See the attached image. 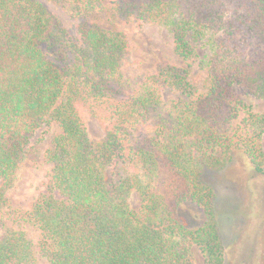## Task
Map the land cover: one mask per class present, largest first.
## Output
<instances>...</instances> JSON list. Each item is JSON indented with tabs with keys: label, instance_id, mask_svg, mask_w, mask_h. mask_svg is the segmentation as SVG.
I'll list each match as a JSON object with an SVG mask.
<instances>
[{
	"label": "trees",
	"instance_id": "trees-1",
	"mask_svg": "<svg viewBox=\"0 0 264 264\" xmlns=\"http://www.w3.org/2000/svg\"><path fill=\"white\" fill-rule=\"evenodd\" d=\"M48 2L69 5L67 25ZM103 2L123 23L168 27L185 59L191 43L207 48L208 91L195 96L190 71L161 62L123 93L131 46L125 32L93 22ZM251 99L264 100V0H0V214L35 135L60 129L42 189L17 215L37 239L7 224L0 264H194L193 243L204 264H222L216 226L194 228L180 212L213 215L201 178L227 164L233 122ZM163 101L171 127L153 137L148 114ZM247 113L241 127L256 139L264 113ZM89 118L102 137L90 135Z\"/></svg>",
	"mask_w": 264,
	"mask_h": 264
},
{
	"label": "rangeland",
	"instance_id": "rangeland-1",
	"mask_svg": "<svg viewBox=\"0 0 264 264\" xmlns=\"http://www.w3.org/2000/svg\"><path fill=\"white\" fill-rule=\"evenodd\" d=\"M45 5L49 16L62 20L63 25L69 23L68 4L60 6L48 2ZM108 5L109 2H103L102 12L93 15L92 20L104 29L125 32L129 39L130 51L121 65L123 93H129L145 72L154 70L161 62L188 69L195 96L208 91V62L211 53L207 48L191 43L194 54L185 59L174 52L172 34L168 27L123 23L111 14ZM163 98H167L166 94ZM163 102L148 114V131L151 129L150 135L153 137L157 136L158 128L166 132L171 127L169 107ZM246 104L249 109L240 111L229 133L233 145L227 164L220 171L204 173L201 178L202 183L214 193L213 215L207 216L205 211L190 206L180 212L183 222L194 228L209 224L216 226L221 241L222 264H264V172H258L247 155L248 151L252 152L256 162L264 164V134L253 139L251 133L241 127V119L247 112L264 113V100L251 99ZM87 124L91 136L102 137V127L95 118H89ZM59 133L57 126L39 131L29 144L14 188L8 194L10 208L4 215L0 214V234L7 224H11L25 231L30 241H36L35 228L17 215L19 212L21 215L42 189L45 174L50 168L47 154ZM128 204L137 209L140 206L138 195L129 196ZM190 252L194 264L205 263V256L198 244L193 243ZM33 264L49 263L37 256Z\"/></svg>",
	"mask_w": 264,
	"mask_h": 264
}]
</instances>
